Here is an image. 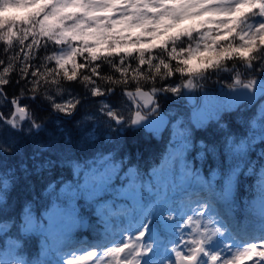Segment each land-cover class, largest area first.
<instances>
[{"label": "snow or ice", "instance_id": "6c2138e0", "mask_svg": "<svg viewBox=\"0 0 264 264\" xmlns=\"http://www.w3.org/2000/svg\"><path fill=\"white\" fill-rule=\"evenodd\" d=\"M0 45V100L11 106L10 115L0 112L4 138L22 140L28 120L29 133L41 128L24 103L40 100L41 87L52 109L71 116L81 104L70 91V98L63 99L71 82L79 81L93 98L114 92L111 87L102 91L97 80L125 85L122 95L135 111L126 118L105 103L99 115L107 117L109 127L112 122L135 127L146 120L141 112L150 109L156 135L168 123L158 102L161 93L182 96L183 90L201 87L200 82L213 75L234 73L228 91L221 88L216 95L205 91L199 100L187 94L190 113L172 124L161 166L145 175L133 168L125 171L123 162H112L111 153L98 152L84 163L65 161L62 153L71 137L62 129L63 143L38 145L51 155L44 163H35L37 172L68 163L73 179L49 183L45 193L49 198L43 204L30 201L10 224L0 222V264H30L18 257L21 243L29 239L38 240L41 256L54 251L61 257L53 264H264V147L258 153V173L257 161L250 159L256 145H264V0H0ZM129 60L135 61V68ZM99 62L109 64L120 78L102 75ZM241 66L252 74L247 82L241 81ZM12 73L18 77L16 85L24 87L9 99ZM129 75L134 90L127 87ZM141 80L152 87L144 91ZM157 80L162 82L159 87ZM252 107L255 111L237 119L244 130L238 136L224 116ZM213 128L221 133L218 138L195 140L197 131ZM90 138L88 133L85 139ZM21 150L20 140L0 139V153ZM39 155L30 159L36 161ZM209 156L212 163L205 171ZM20 169L31 175L27 164ZM15 171L8 169L0 176V193L8 189ZM252 176L258 178L247 191L255 196L242 203L243 211L254 217L258 234L237 240L233 231L247 227V216L243 225L235 219L237 198ZM193 186L195 207L177 214L176 197ZM217 205H223L224 216ZM7 215L4 202L0 217ZM118 216L131 218L118 235L75 245L77 233H109ZM165 234L170 238L157 260L160 236ZM66 248L70 251L64 252Z\"/></svg>", "mask_w": 264, "mask_h": 264}, {"label": "trees", "instance_id": "16d2710c", "mask_svg": "<svg viewBox=\"0 0 264 264\" xmlns=\"http://www.w3.org/2000/svg\"><path fill=\"white\" fill-rule=\"evenodd\" d=\"M3 55V47L0 45V56ZM41 56L45 55L44 51L41 50ZM153 55H157L156 52ZM35 63H39V61H35ZM101 63V72L102 75H112L114 78H120L119 73L113 72L110 65L105 62ZM128 63L131 64L132 68L136 67L134 60H129ZM231 67V63L228 65ZM241 73L244 72V68L241 66L238 69ZM226 72H221L216 75L218 78L224 77ZM230 74V73H229ZM228 74V75H229ZM250 74V73H249ZM12 79V84L7 86V91L9 92V99H11L12 95H18L20 91V87H24L23 84L17 86L15 81L18 79L15 73L10 74ZM252 75V74H251ZM212 77V76H211ZM229 78V76H226ZM130 83L127 87L132 90L135 89L136 84L131 80V75H129ZM204 82V81H203ZM161 81L157 80L156 86L159 87L161 85ZM175 83H181L179 76L175 77ZM97 84L101 86V90L103 91L107 87H111L114 89L113 93H106L104 98L107 103L111 104L114 100V95H122L123 89L125 85H113L110 83H105L103 81L97 80ZM140 84L144 87V90H149L152 87L151 83H146L141 80ZM27 87H31V85H27ZM48 87H52L49 85ZM72 90L77 92L78 99H83V93L86 94V90L84 86L79 82H71L69 87ZM45 88L41 87L40 89V100L36 102H30L25 100L24 103L29 105L30 112L36 119V123H39L43 126V122L51 117L56 116L61 122L62 126L67 130V136L71 137V142L64 149V153L67 154L69 151L68 161H75L76 163H84L93 155L94 152H102L109 153L112 151V157L116 156H127L126 163L131 164L134 170H138L141 175H145L148 173V170L152 168L154 164H156L157 158L160 154H163L165 151L166 137H162L163 134L159 137V139L154 136H147L144 134V131L140 128H131L130 126L125 127L120 132H116L115 127L110 130L109 136L104 137L102 131L94 130V135L90 139H85L87 136L85 128L87 125L83 126L78 123L79 121L74 119L77 117L78 112L75 111L71 116L65 118V116H61L58 112L51 108L49 102L45 99L44 94ZM88 94V93H87ZM171 96V93H164V97ZM163 97V98H164ZM10 107V105H9ZM4 108H0V112H3ZM11 109V108H10ZM226 116V115H225ZM224 116V121L229 124L231 123V117L229 116V122ZM74 118V119H73ZM31 124V120H28ZM236 125V122L234 123ZM44 125H46L44 123ZM89 125V124H88ZM49 128L47 130L54 131L51 125H48ZM66 126V127H65ZM83 126V127H82ZM240 129L239 124L236 125ZM83 128V129H82ZM231 129L234 132H237L239 129ZM41 133V128L38 130ZM242 132V131H241ZM51 133V132H50ZM167 136V135H165ZM55 137V136H54ZM62 138V137H61ZM58 139V142L63 143V139ZM109 143H106L107 141ZM45 141V139H44ZM43 141V142H44ZM42 143V142H40ZM33 144L28 145L27 143H23L22 148L24 149L21 153L8 154V156H4L2 161L7 169H15V178L11 180L10 186L8 189L0 195H3L4 201L0 202V207H4V202L7 205V213L6 217H0V222H4L5 220L10 224L17 216L18 213H21L23 207L28 203L32 202L35 206H39L43 204L49 197L44 194L43 191L48 188L49 183L53 181L70 180L73 177V169L70 164L65 163L63 166L57 165L55 168H43L39 172L35 169V163H44L45 159L50 157V153L43 152L38 146L31 147ZM257 152L253 151L250 153V159L252 161H257V173L259 171V158L258 153L264 145L257 144ZM34 153H40V155L36 158V161L30 159ZM27 164L29 166L30 176L25 174L21 169V164ZM257 176L248 177L246 181L245 190L238 196V202L240 203V207L235 210V213L238 217L245 218L246 216H250L243 211V200L245 198L253 199L255 193H250L247 191V185L255 184ZM0 183H2L0 181ZM46 188V189H45ZM175 206V205H173ZM251 217V216H250ZM251 219V218H250ZM12 231V229H9ZM22 248L27 251H33L35 249L36 243L33 239H29L26 242L21 243ZM21 248V249H22ZM32 258V252L29 256V260Z\"/></svg>", "mask_w": 264, "mask_h": 264}, {"label": "rangeland", "instance_id": "374dc122", "mask_svg": "<svg viewBox=\"0 0 264 264\" xmlns=\"http://www.w3.org/2000/svg\"><path fill=\"white\" fill-rule=\"evenodd\" d=\"M185 24L190 23V21H185ZM227 73L226 75H224V77H220L218 78L216 75H213L212 77H210L208 79V81H205L206 86L205 87H201L199 88V93L201 95L202 92H208L211 95H216L219 93L220 89L223 88L225 91H228V85L232 83V76L234 75V73ZM226 76H229V78H227ZM252 78L251 73H245L242 72L241 75V81L242 82H247L249 79ZM178 84V83H177ZM49 89H52L54 91L53 86L49 87ZM186 90V89H185ZM185 90H183V92H185ZM68 91H70L72 93L73 97H76L78 99V94L77 92H75V90H72L70 88H68L67 91H65L63 93V99L67 100L69 99V95H68ZM42 93L44 94L45 92L42 91ZM162 96L164 97V93H161ZM171 98H174L173 100H177L178 98H180L181 96H176L175 94L171 93ZM188 97V95L186 96ZM185 97V98H186ZM83 99L81 100V104L78 106V109L76 110L78 112L77 117L74 119V121L78 120L80 124H82L83 126L87 125V132L86 134L88 135V133H91V138L94 135V130H96L97 132L100 130L103 132L104 137L109 136L110 130H112L115 127V130L117 132V128H121L124 129L127 126H130L128 123H125L123 125H116L114 122L111 123V126L109 127L108 121H107V117L101 116L99 115V109L102 106V104L107 103L106 99L104 98V96H100V97H91L90 94H84L83 93ZM170 98V99H171ZM113 102L111 103V105L114 106V110L121 113L124 117H129L132 113V110L126 100L125 97L120 96L118 98V95H114L113 97ZM172 100V101H173ZM183 101H185L183 99ZM57 102L58 103H62L63 101L60 98H57ZM259 103V97H257V104ZM50 104V103H49ZM109 104V103H107ZM170 105H167L165 107V111L167 114L171 115L170 118L171 120L168 122V128L167 131L163 134L162 137H166V147H165V151L163 152V154H160L157 158L156 164H154L152 166L153 167H160L161 163H162V159L164 154L166 153V151H168L169 149V140L171 138V133L173 131L172 129V124L175 123L176 119H178L181 116L187 117V115L190 113L191 108H185L180 105L175 104L174 102L169 103ZM51 106V105H50ZM191 106V105H190ZM0 108H4L3 109V113L5 115H10L11 114V106L9 107L8 104H6L3 100H0ZM135 111V110H134ZM251 111H255V107H252L250 111H246V112H240V113H232V114H225L227 121L229 122V116L231 117V123H230V129H237L238 127H236L237 124V119L241 116L244 115H250ZM59 113V112H58ZM152 113V112H151ZM61 116H65V118H68L69 116H66L64 113H59ZM236 122V125L234 124ZM44 123L46 125H44ZM48 125H51L54 131H49L47 130V128H49ZM89 124V125H88ZM30 122L26 121L24 123V134H23V139L21 140L20 137H0V139H5L8 143H11L13 140H20V147H21V151L20 152H8L9 154H15V153H21L24 149L22 148L23 143H27L28 145L33 144V146L31 147H35L41 144H47L52 140L58 141V139H63V136L61 134V129L63 130V135L67 134V130L64 128V125L62 126V122L55 116H51L49 118H47L44 122H43V126L41 125V133L38 130H33L31 133H29L27 131V129L30 127ZM82 126V127H83ZM66 127V126H65ZM131 127V126H130ZM83 129V128H82ZM239 129V128H238ZM242 131V132H241ZM243 129L240 127V129L236 132L237 135H242L243 134ZM51 132V133H50ZM215 132V136L213 135V133ZM151 135L154 136L155 138L159 139L158 135H154L151 132ZM167 135V136H165ZM219 135H221V133L217 132L215 130V128H213L212 130L208 131V132H204V131H197L194 134L195 140L199 141L201 139L205 140V142H211L213 139L218 138ZM55 136V137H54ZM45 139V141H44ZM44 141V142H43ZM42 142V143H40ZM106 143H109L110 145V140L109 142L107 141ZM257 148V146H256ZM255 148V152H257V149ZM195 151L194 150L192 153L189 154V158L191 159L193 156H195ZM109 153H112V151H110ZM109 153H105V155L109 154ZM96 154V152L93 153V155L91 157H93ZM8 156L7 153H0V176H2L8 169L5 167L4 162L2 161V158L5 159L4 156ZM68 156H69V151L67 154L62 153V157L65 161H68ZM2 157V158H1ZM89 157V159L91 158ZM112 162L113 163H118L120 161L117 160V158H112ZM199 161L197 162V166H199ZM212 163L211 157L209 156L207 158V160L204 162L203 167L205 169V171L207 170L209 164ZM122 167L124 168V170L126 171L128 168H131L129 166H124L122 165ZM150 168V169H152ZM149 169V170H150ZM148 170V171H149ZM121 175H123V173H121ZM73 179V177H72ZM2 182V181H1ZM195 189V186H193V189H189V192L186 194H180L178 195L176 198V207L177 208V214H179L182 211H187L189 208H194L195 204L192 203V201L196 200L197 197L196 195L192 194L193 190ZM44 193H46V190L44 191ZM201 196L205 195L204 193H200ZM131 203V202H129ZM217 210L219 211L221 216H224V207L223 205H217ZM191 214V213H189ZM234 216L237 222H240L241 225L245 224V218H241L238 217L236 215V213L234 212ZM131 221L130 217H124L123 220L118 216L115 219V222L112 226V228L110 229L109 233L105 234V236H97L98 234L95 233L93 234L91 237H85L83 235H80L77 233V235L75 236V245L79 246L81 244L87 246V245H91V244H96V243H101L104 242L106 239H110L113 235H118L125 227H127L129 225ZM160 231L163 232V230L161 229ZM237 232V231H235ZM237 233H241V232H237ZM233 236H235V238L237 240L243 239L239 234H234L232 233ZM242 234H244V238H248L249 235H256L258 233H255V221L253 222L250 218L247 217V227L244 229V231H242ZM126 235V233H125ZM170 237H167L166 234L165 235H161L160 236V240L162 241L161 243V248H160V256H157L156 259L159 260L163 255H164V247H165V242L166 239H168ZM34 242L36 243V247L34 251L32 252V258L29 260V256L31 254V252L27 253L26 255V260L22 257H20V255L18 254V257L24 261H28L30 262V264H35L36 261H42L43 264H53L54 261H58L61 257L54 251H50L53 252V254H46L41 256L40 255V245L38 240L33 239ZM225 243H228V240L225 239L224 240ZM168 248H171V244H167L166 245ZM70 251V249H64V252H68ZM50 257H47V256ZM43 258H48L49 260L47 261L46 259ZM64 258L66 259L67 256H64Z\"/></svg>", "mask_w": 264, "mask_h": 264}, {"label": "flooded vegetation", "instance_id": "af4514ba", "mask_svg": "<svg viewBox=\"0 0 264 264\" xmlns=\"http://www.w3.org/2000/svg\"><path fill=\"white\" fill-rule=\"evenodd\" d=\"M205 81H208V79L207 80H204V82L203 81L200 82L201 87H205L206 86ZM201 87H197L196 89H191V90L186 89L185 92H184L185 94L182 95L177 100H173L174 98H171V97H170L171 98L170 99L169 98V94H167V96H165L164 98H163L162 94H160L159 97H158V102H159V105H160L161 112L163 114H166V111L164 109H165V107L167 105H170L169 103H171V102H174L175 104L180 105L181 107L183 106L184 109L185 108H191V106L189 104V97H186V96H187V94L189 92H191V94L193 95V97H195L197 100H199V98H200L199 88H201ZM183 99L185 101H183ZM141 115H145L146 117H148V116H155V114L151 113V110L150 109H148L146 111H142L141 112Z\"/></svg>", "mask_w": 264, "mask_h": 264}, {"label": "water", "instance_id": "95a60500", "mask_svg": "<svg viewBox=\"0 0 264 264\" xmlns=\"http://www.w3.org/2000/svg\"><path fill=\"white\" fill-rule=\"evenodd\" d=\"M132 90H134V89H132ZM144 91H147V90H144ZM164 117L167 120V116L164 115ZM154 126H155V116H149V117H146V120L145 121H142L139 125H137L135 127H139V128H142L143 130H145L147 132H151V129ZM164 126L165 125H163V128H164Z\"/></svg>", "mask_w": 264, "mask_h": 264}, {"label": "bare ground", "instance_id": "6f19581e", "mask_svg": "<svg viewBox=\"0 0 264 264\" xmlns=\"http://www.w3.org/2000/svg\"><path fill=\"white\" fill-rule=\"evenodd\" d=\"M242 236H243V237H242ZM241 237H242L243 239H246V238H244V234H242Z\"/></svg>", "mask_w": 264, "mask_h": 264}]
</instances>
